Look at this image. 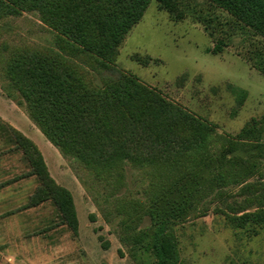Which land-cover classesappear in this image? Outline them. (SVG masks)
Instances as JSON below:
<instances>
[{
  "label": "rangeland",
  "instance_id": "1",
  "mask_svg": "<svg viewBox=\"0 0 264 264\" xmlns=\"http://www.w3.org/2000/svg\"><path fill=\"white\" fill-rule=\"evenodd\" d=\"M174 4L152 0L110 68L67 45L37 10L0 14V121L33 142L76 214L74 224L52 198L31 201L39 177L0 135V264H158L151 213H166L165 195L179 199L158 166L126 159L103 173L44 134L7 69L39 52L60 53L97 84L134 75L212 125L207 148L184 159L202 179L168 229L177 253L166 264H264V35L214 0Z\"/></svg>",
  "mask_w": 264,
  "mask_h": 264
},
{
  "label": "trees",
  "instance_id": "2",
  "mask_svg": "<svg viewBox=\"0 0 264 264\" xmlns=\"http://www.w3.org/2000/svg\"><path fill=\"white\" fill-rule=\"evenodd\" d=\"M151 1L0 0V14L37 10L67 45L110 68L119 44ZM158 1L161 7L175 8V0ZM214 1L232 14L235 22L264 35V0ZM224 44L219 39L213 50H221ZM7 69L31 117L64 152L103 173L118 171L126 159L149 163L168 173L169 188L176 190L179 199L165 195L166 213L159 209L151 213L156 222L151 247L158 264H166L177 253V240L168 229L190 208L186 188L191 193V186L202 179L184 159L207 148L212 125L129 73L120 72L102 84L86 79L60 53L17 55ZM0 135L23 151L39 177L40 185L31 201L52 198L75 224L72 196L50 178L33 142L1 121Z\"/></svg>",
  "mask_w": 264,
  "mask_h": 264
}]
</instances>
